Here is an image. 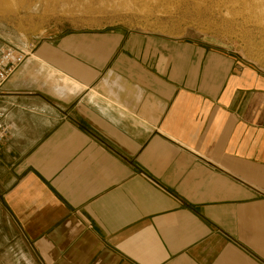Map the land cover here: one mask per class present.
Returning <instances> with one entry per match:
<instances>
[{
    "label": "crops",
    "instance_id": "crops-1",
    "mask_svg": "<svg viewBox=\"0 0 264 264\" xmlns=\"http://www.w3.org/2000/svg\"><path fill=\"white\" fill-rule=\"evenodd\" d=\"M123 43L41 44L4 85L3 210L41 264H264V74Z\"/></svg>",
    "mask_w": 264,
    "mask_h": 264
},
{
    "label": "rangeland",
    "instance_id": "rangeland-1",
    "mask_svg": "<svg viewBox=\"0 0 264 264\" xmlns=\"http://www.w3.org/2000/svg\"><path fill=\"white\" fill-rule=\"evenodd\" d=\"M256 1L4 0L0 50L16 46L32 53L44 43L57 48L71 35H116L126 48L164 45L172 58L180 53L188 60L201 48L203 60L210 53L230 56L264 74V0ZM0 264H41L1 202Z\"/></svg>",
    "mask_w": 264,
    "mask_h": 264
},
{
    "label": "built area",
    "instance_id": "built-area-1",
    "mask_svg": "<svg viewBox=\"0 0 264 264\" xmlns=\"http://www.w3.org/2000/svg\"><path fill=\"white\" fill-rule=\"evenodd\" d=\"M30 56V51L16 46H4L0 50V93L4 85ZM10 133L9 127L0 125V148Z\"/></svg>",
    "mask_w": 264,
    "mask_h": 264
},
{
    "label": "bare ground",
    "instance_id": "bare-ground-1",
    "mask_svg": "<svg viewBox=\"0 0 264 264\" xmlns=\"http://www.w3.org/2000/svg\"><path fill=\"white\" fill-rule=\"evenodd\" d=\"M254 1H256V0H254ZM259 0H257L256 2H258ZM260 1H262V0H260ZM6 2V1H5ZM8 5V4H7ZM5 6V3H4V0H0V9H2L3 7ZM4 8H6V7H4ZM263 8H264V5H263ZM2 10H4V9H2ZM1 11V10H0ZM9 11H11V10H9ZM8 12V11H7Z\"/></svg>",
    "mask_w": 264,
    "mask_h": 264
}]
</instances>
